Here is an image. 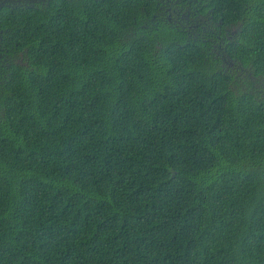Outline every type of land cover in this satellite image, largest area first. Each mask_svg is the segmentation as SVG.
Listing matches in <instances>:
<instances>
[{"label":"trees","instance_id":"trees-1","mask_svg":"<svg viewBox=\"0 0 264 264\" xmlns=\"http://www.w3.org/2000/svg\"><path fill=\"white\" fill-rule=\"evenodd\" d=\"M0 264H264V0L2 6Z\"/></svg>","mask_w":264,"mask_h":264},{"label":"flooded vegetation","instance_id":"flooded-vegetation-1","mask_svg":"<svg viewBox=\"0 0 264 264\" xmlns=\"http://www.w3.org/2000/svg\"><path fill=\"white\" fill-rule=\"evenodd\" d=\"M50 0H0V8L4 5L17 4V5H28L35 6L40 4H46ZM157 4H160L163 0H155Z\"/></svg>","mask_w":264,"mask_h":264}]
</instances>
